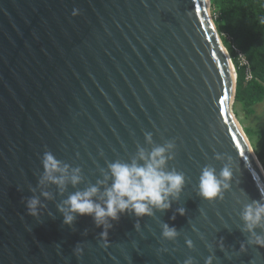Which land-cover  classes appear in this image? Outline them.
Returning a JSON list of instances; mask_svg holds the SVG:
<instances>
[{
	"label": "water",
	"instance_id": "1",
	"mask_svg": "<svg viewBox=\"0 0 264 264\" xmlns=\"http://www.w3.org/2000/svg\"><path fill=\"white\" fill-rule=\"evenodd\" d=\"M236 81L210 0H0V264H264V247L241 231L243 206L264 202V170L233 111ZM170 141L165 170L185 183L168 210L125 212L107 242L91 216L63 223L58 206L109 164L143 163L138 149ZM45 152L69 175L79 168L80 183L41 184ZM225 164L223 198H201V170L219 176ZM164 223L174 241L161 237Z\"/></svg>",
	"mask_w": 264,
	"mask_h": 264
},
{
	"label": "clouds",
	"instance_id": "2",
	"mask_svg": "<svg viewBox=\"0 0 264 264\" xmlns=\"http://www.w3.org/2000/svg\"><path fill=\"white\" fill-rule=\"evenodd\" d=\"M72 16L79 14L78 9L72 10ZM145 140L151 143V133L145 134ZM175 147L174 142H168L165 145L154 147L147 154L141 148L138 149L137 158H133L131 163H121L119 161L108 165V173L104 180L97 181L96 185H91L83 191H76L63 202V206H58V210L63 214V223L71 225L77 215L91 216L97 227L103 231L100 237L107 242L108 229L112 227L110 221H116L119 216L125 212L135 215L137 218L143 216H152L153 209L166 211L171 206V200L178 197L181 192L185 177L183 173L176 171H166L165 165L167 159L171 158L168 153ZM220 159L219 156L216 157ZM231 158L229 157V161ZM42 167L44 174L40 180L43 184L45 181L56 184L60 191L64 190L67 182L73 186L80 183V169L74 168L69 175V166L62 165L50 152H45L42 158ZM232 176V169L225 164L219 176L212 167H204L199 176L197 185L198 195L212 202L216 199L223 198V192L229 188ZM111 179L110 186L104 187L100 192V187L105 185L106 181ZM99 194V195H98ZM45 197L47 192L42 193ZM97 199H93V198ZM171 198V199H170ZM97 200L102 202H97ZM39 200L32 197L27 201L26 208L28 214L36 216ZM185 210L178 208L177 213L184 215ZM175 217H171L174 219ZM240 219L243 221L242 232L248 233V245L264 247V233H257V228H264V202L253 200L245 204L240 212ZM134 228L139 231L140 225L134 224ZM179 235L175 227H169L167 223L161 224V237L164 240L174 241ZM219 247L223 249L221 240ZM185 244L192 248V241L186 239ZM241 252L245 250V244H240ZM75 253L81 255L82 249L77 246ZM161 251V250H158ZM167 251V249H162ZM213 257L205 259V264H212ZM183 264H194L192 257H188Z\"/></svg>",
	"mask_w": 264,
	"mask_h": 264
},
{
	"label": "trees",
	"instance_id": "3",
	"mask_svg": "<svg viewBox=\"0 0 264 264\" xmlns=\"http://www.w3.org/2000/svg\"><path fill=\"white\" fill-rule=\"evenodd\" d=\"M210 3L237 76L234 113L237 117L243 113L248 118L264 101V0H210ZM243 130L264 170V128L243 126Z\"/></svg>",
	"mask_w": 264,
	"mask_h": 264
},
{
	"label": "rangeland",
	"instance_id": "4",
	"mask_svg": "<svg viewBox=\"0 0 264 264\" xmlns=\"http://www.w3.org/2000/svg\"><path fill=\"white\" fill-rule=\"evenodd\" d=\"M233 111H234V107H233ZM236 118L239 124L241 125L242 129H243V126L250 127V128L252 127L255 129L264 128V101L261 104L256 106V108L253 111V114L250 115L248 118L245 117L243 113H241L239 117L236 116ZM243 121L244 123L242 125L241 122Z\"/></svg>",
	"mask_w": 264,
	"mask_h": 264
}]
</instances>
